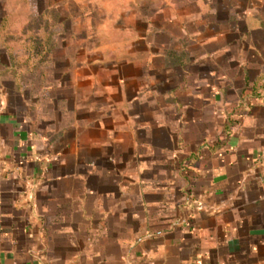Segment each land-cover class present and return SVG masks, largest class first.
I'll list each match as a JSON object with an SVG mask.
<instances>
[{"label":"crops","instance_id":"0c3cea01","mask_svg":"<svg viewBox=\"0 0 264 264\" xmlns=\"http://www.w3.org/2000/svg\"><path fill=\"white\" fill-rule=\"evenodd\" d=\"M181 1L125 104L28 101L1 33L0 264H264V0Z\"/></svg>","mask_w":264,"mask_h":264},{"label":"rangeland","instance_id":"374dc122","mask_svg":"<svg viewBox=\"0 0 264 264\" xmlns=\"http://www.w3.org/2000/svg\"><path fill=\"white\" fill-rule=\"evenodd\" d=\"M39 2L41 7H44V4L49 7L52 22L60 26V32L53 54L55 62L38 65L33 74L26 75V96L30 102L37 100L38 97L42 99V109L52 107L53 110L56 108L60 112L68 105L67 97L71 96L77 101H91L98 96L99 99L107 101L113 99L121 104H125L127 99L131 100L129 96L133 95V88H137V80H134L138 74L137 69L145 67L143 56L160 53L159 49H152L147 43V40L156 34V31H150L148 21L150 18L155 21L165 12H172L177 23V17L181 14V10L177 8L183 1ZM4 6L9 14V30L14 35L6 38L3 34L1 38L4 41H12L20 36L24 23H27L29 11L12 4L9 7ZM134 53L141 54L138 57H142V60L133 62ZM133 66H136L135 69ZM42 73L47 74L45 81L41 77ZM73 74L75 78L72 83ZM40 84L54 90L53 100L49 101L39 96L43 88ZM68 103L71 104L69 101ZM95 104L100 111L106 108L101 101ZM58 112L56 116L59 120Z\"/></svg>","mask_w":264,"mask_h":264},{"label":"trees","instance_id":"16d2710c","mask_svg":"<svg viewBox=\"0 0 264 264\" xmlns=\"http://www.w3.org/2000/svg\"><path fill=\"white\" fill-rule=\"evenodd\" d=\"M40 0H9L10 4L17 8L28 10L27 23H24L22 32L18 38L9 41L10 70L15 75L32 72L37 64H45L53 56L57 46L59 25L52 22L49 7H41ZM45 3V1L43 2ZM3 30L0 35L10 38L12 33L6 34L9 27V17L4 18Z\"/></svg>","mask_w":264,"mask_h":264}]
</instances>
